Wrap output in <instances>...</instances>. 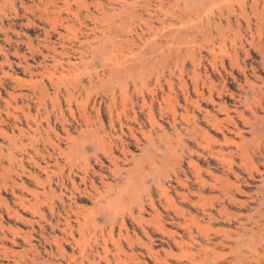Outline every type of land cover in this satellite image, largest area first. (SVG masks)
I'll return each mask as SVG.
<instances>
[{"label":"rangeland","instance_id":"obj_1","mask_svg":"<svg viewBox=\"0 0 264 264\" xmlns=\"http://www.w3.org/2000/svg\"><path fill=\"white\" fill-rule=\"evenodd\" d=\"M182 85L194 101L193 87L221 93L251 146L243 160L227 145L211 161L216 176L192 197L204 216L180 214L182 183L198 189L188 159L202 165L220 143L166 124L172 110L202 124L194 103L185 115ZM263 129L264 0H0V264H190L205 243L223 241L211 260L264 248ZM183 143L192 152L175 159ZM229 161L238 180H225Z\"/></svg>","mask_w":264,"mask_h":264},{"label":"bare ground","instance_id":"obj_2","mask_svg":"<svg viewBox=\"0 0 264 264\" xmlns=\"http://www.w3.org/2000/svg\"><path fill=\"white\" fill-rule=\"evenodd\" d=\"M148 6V4H147ZM146 10V9H145ZM106 15V14H105ZM213 19L211 18H206L205 20H200V24H201V27H200V30L197 31L198 33H202V36L204 34L207 33L208 31V28H210L212 26V23H213ZM219 21V24L218 26H220V19H218ZM227 24H229V21H226ZM218 23V22H217ZM213 26H215L213 24ZM217 26V25H216ZM217 26V27H218ZM239 26V25H238ZM248 27V25H247ZM219 28V27H218ZM123 29V28H122ZM207 29V30H206ZM161 30V29H160ZM203 30V31H202ZM210 30V29H209ZM206 31V33H205ZM210 32V31H208ZM172 33V32H171ZM197 33V34H198ZM204 33V34H203ZM196 34V33H195ZM193 34L192 36V39L196 38V35ZM211 34L210 33H207ZM170 35V34H169ZM168 35V36H169ZM224 35V34H223ZM104 36V35H103ZM174 36V35H172ZM198 36V35H197ZM206 36V35H205ZM166 37V36H165ZM204 37V36H203ZM169 38V37H168ZM171 38V36H170ZM169 38V39H170ZM209 38V37H208ZM211 38V37H210ZM109 39V38H108ZM212 39V38H211ZM210 39V42H212V40ZM166 40H167V37H166ZM175 40V39H174ZM111 41V40H110ZM209 41V39H208ZM145 44H149L147 43V41H144ZM168 44V43H167ZM153 45V44H152ZM157 45V43H156ZM154 47V46H153ZM210 53L214 52L212 50V48H210L208 50ZM234 51V50H233ZM231 56V55H230ZM234 58V59H233ZM233 59L232 61H230L231 63V66H234L233 63H238L237 62V53L235 52V55L233 56ZM116 60V59H115ZM215 62V61H214ZM215 64V63H214ZM216 65V64H215ZM134 66V65H133ZM236 66V64H235ZM236 68H238L236 66ZM127 69V68H126ZM239 69V68H238ZM241 70V74L240 76H243L242 78H244V82L245 84H247L248 87H251V89L248 88V90H250V93L253 94L255 91V89H253L254 87H256L255 85V82L254 81H250L249 78L245 75V71L243 69H240ZM229 77H231L233 80H236L237 79L233 76V73H229L228 74ZM251 76L253 78H256L255 76V73L252 72ZM256 80V79H255ZM239 81V80H238ZM183 86V85H182ZM260 88V87H259ZM263 88V87H262ZM181 89V96H182V101H183V105L181 106L184 110V113L185 115H188L189 114V109H188V105L189 104H192L194 103L196 108H197V111H198V114L201 115L202 118H200L201 120V123L202 124H199L198 120L199 118H197V115H194L193 116V122L191 124H187L186 126H183L182 123L178 120V113L176 110H172V114H171V117L167 118L166 120V124L173 130V133H176L179 135V128L185 130L188 132V134L192 137L191 138V141L194 142V143H197V138L200 137L201 139H203V141H205V143H212L213 145L217 144V143H220V146L219 147H211L208 151V154H207V158H204V161L202 162V165L200 164L201 162L197 159H194L193 157L189 158L188 159V168L192 170V172L195 174V181H197V183L199 184L198 185V189H196V187L193 185V184H183L182 183V187L185 189L184 193H180L181 197H183L182 200H185L187 203H188V207L186 208V210H184L183 212H180V214L182 213V215L184 217H186L187 215L188 216H191L193 217L194 214L193 212L195 211L197 213V208L200 207V209L202 211H200V213L204 216V215H209V213L206 212V210H204V206H200L199 203L200 201L199 200H192V197L194 195H197V198L200 199L203 194H204V186H206L208 183H207V180L205 179L206 176H209L213 178L216 176L215 175V168L214 166L212 165L211 161H222V158L223 156H225V152L223 150V146H227V145H233L235 146V150L237 151V153L239 154L241 160L245 159L246 157H248L250 151H251V146L246 142V139L243 137V130L239 127L238 123L235 122L234 120V117L231 116V109L226 105L225 102H222L220 100V96H221V93L219 95H217V100H215V97L211 91V89H208V92L205 94L204 92H202L200 90L199 87H193L194 91H195V94L198 95V100L197 101H194L193 98H191L190 96V93H189V87H186V85H184L183 87H180ZM160 90L161 87H160ZM152 95V98L156 97L158 94L157 93H151ZM157 98V97H156ZM155 98V99H156ZM31 99V98H30ZM254 99V98H253ZM252 99V100H253ZM258 99V98H257ZM112 101H110V104L111 102L113 103L114 99L113 97L110 99ZM255 100V99H254ZM153 101V100H152ZM151 101V102H152ZM155 101V100H154ZM179 100H177V104H179ZM204 104L206 107L208 106H211L212 108L213 107H217V110H218V113L217 114H214L212 113L210 110H207V109H202V104ZM259 103V102H258ZM257 104V102H256ZM111 106V105H110ZM109 106V107H110ZM110 109V108H109ZM151 109V108H150ZM111 110V109H110ZM134 117V121L135 122H138L137 120V115L135 113H133ZM219 115H222L224 118L223 119H220ZM152 117V116H151ZM150 118V117H148ZM192 118V117H191ZM181 120H186L187 118L182 115ZM150 120V119H149ZM139 123V122H138ZM163 125V124H162ZM158 127L159 129L160 128V125L158 124ZM163 127V126H162ZM165 129V128H164ZM260 130V129H259ZM258 131V129H257ZM255 131V132H257ZM264 131V129H263ZM1 132L3 134H5L2 130ZM164 132V130H163ZM162 132V133H163ZM253 132V131H252ZM258 133V132H257ZM260 134L262 133V131L260 130L259 132ZM264 133V132H263ZM165 134V133H164ZM177 135V136H178ZM220 135L222 137V142H220L217 138V136ZM252 135V134H251ZM254 135V133H253ZM258 136V135H257ZM56 137V136H55ZM235 138H238L240 141L237 142L235 140ZM263 138V137H262ZM263 140V139H261ZM209 148V147H208ZM185 151H190L192 152V149H188V145H186L185 143H183L182 145V149H181V154L180 155H176V154H173L174 155V158L175 159H181L182 156L184 155V152ZM111 152V151H110ZM109 152V153H110ZM257 152V151H256ZM9 153V152H8ZM110 157V156H109ZM200 157V156H199ZM15 158V157H14ZM182 160V159H181ZM32 161V160H31ZM231 161H229L228 163V166H227V172L225 174V180L226 181H229L230 180V177H234L235 179H239L240 177V174L238 173L237 169L234 168V162L230 163ZM242 162V161H241ZM263 162H264V156H263ZM36 164V163H35ZM47 164V163H46ZM236 166V165H235ZM239 168V167H238ZM23 170V169H22ZM44 171V169H43ZM180 171V170H179ZM254 172V171H253ZM30 174V173H29ZM258 178H259V181L260 182H264V171L263 172H258ZM101 175V174H100ZM185 175V174H184ZM206 175V176H204ZM187 178V177H186ZM219 178V176H218ZM250 178L252 180H255V176H250ZM176 179L179 181V176H176ZM183 180V179H182ZM244 180V179H243ZM215 181V180H214ZM40 182V181H39ZM93 182V181H92ZM180 182V181H179ZM221 182V181H220ZM222 183V182H221ZM17 184V183H15ZM232 184V183H231ZM23 185V184H22ZM222 187H223V184H221ZM220 185V186H221ZM209 186V185H208ZM219 186V187H220ZM19 187V186H18ZM236 187V186H235ZM183 188H181L183 190ZM215 188V186H214ZM163 189V188H162ZM237 191L240 193V189L239 187L237 186ZM164 191V190H163ZM262 191V190H261ZM23 192V191H22ZM61 194V193H60ZM236 195V194H235ZM235 195H231L228 197V200H229V203H239V200L236 198ZM238 195V194H237ZM17 198H18V195H17ZM16 198V199H17ZM165 198V197H164ZM19 199V198H18ZM17 199V200H18ZM22 200V199H21ZM168 200V199H167ZM27 201V200H26ZM202 201V200H201ZM23 203V202H22ZM20 204V202H19ZM255 204H257V208H260V206L262 204H264V195L261 196V198H257L255 200ZM24 206V205H23ZM33 206V205H31ZM30 206V208H31ZM233 206V205H232ZM6 207V206H5ZM26 207V206H24ZM206 207V206H205ZM210 207V206H209ZM242 207V206H241ZM29 208V209H30ZM33 208V207H32ZM70 208V207H69ZM243 208V207H242ZM36 211V210H35ZM38 212V211H37ZM36 213V212H35ZM179 213V212H178ZM16 214V213H15ZM19 214V213H18ZM22 217V216H21ZM23 218V217H22ZM18 219L20 220H23L21 218L18 217ZM162 225V224H161ZM256 227H260V225H258V221L255 223ZM162 228V227H161ZM160 228V229H161ZM163 230V229H162ZM162 232V231H161ZM164 233L166 231H163ZM253 232V231H252ZM172 233V231L170 232V234ZM166 234V233H165ZM167 235V234H166ZM150 238V237H149ZM150 241V240H149ZM176 242V241H175ZM178 242V241H177ZM220 246V245H223V241H219L218 243H205V244H201L199 245L200 247V250L203 251L204 253V256H206L203 260H201L200 262H197L198 264H251V261L248 260L249 258L246 257L244 255V251H248L250 253V257L252 258L253 257V260L255 262V264H259V260L261 259L262 256H260L259 254V250H261L262 252H264V248L263 247H260L258 245H255L253 247L249 246L248 244L246 243H241V244H236V246H231V250H232V259L230 261H227L226 259H217V258H212L211 259H208L207 257H209V255L213 253V249L214 247L216 246ZM145 247V246H144ZM148 247V246H147ZM145 249V248H144ZM146 250H149V248H147ZM165 251V250H164ZM148 253V251H147ZM151 255V253H150ZM155 255H157V253H155ZM154 257V255H153ZM155 259V258H154ZM153 259V260H154ZM221 261V262H219ZM253 262V263H254ZM196 262H191L190 264H197Z\"/></svg>","mask_w":264,"mask_h":264}]
</instances>
